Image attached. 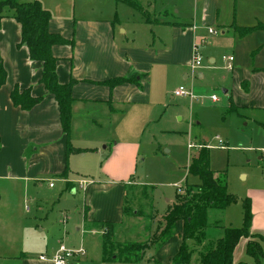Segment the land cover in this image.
<instances>
[{
  "label": "crops",
  "instance_id": "0c3cea01",
  "mask_svg": "<svg viewBox=\"0 0 264 264\" xmlns=\"http://www.w3.org/2000/svg\"><path fill=\"white\" fill-rule=\"evenodd\" d=\"M17 1L41 2L44 9L51 13L49 32L74 43L73 47L55 46L52 52L58 60L59 83L66 85L75 82L72 89L70 144L76 149L89 152L67 154L68 140L62 128L58 103L41 84L43 64L31 60L26 46L19 47L21 26L13 19L10 11L11 13L5 14L0 26V57L7 72V82L0 87V182L6 183L14 194L3 209L0 206V264H53L52 258L60 246L51 241L42 244L36 239L45 233L48 236L50 232L57 233L48 226L49 216L44 219L34 217L35 220H40L42 227L32 218L26 219L30 224L25 225L18 216L28 201H34L31 193L43 185L55 190L56 187L51 188L50 184L57 180L75 196L79 193L78 184L86 183L84 188L79 186L83 192V205L77 224L81 226L77 231L82 233L81 246L86 250V256L89 248L91 249V246L87 247L89 242L92 245L88 237L90 232L92 234L102 225H114V228L121 225L125 221L127 188L133 183L123 180V172L128 163L123 160L122 155L117 156L118 151L123 149L126 139H138L146 131V127L159 118L155 101L167 93V86L172 78L191 69L197 40L201 43L205 40L202 35L200 38V33L213 23H219L220 9L217 8L218 0H205L202 6L204 17L198 27L185 22L163 21L161 17L166 16L167 11H162L156 22L143 20L136 25L141 29H136L125 25L118 17L108 21L96 18L75 20L72 18L74 16H63L62 7L56 0ZM209 14L214 18L209 17ZM255 19L264 25V0H260V7H256ZM154 24L156 32L151 30ZM255 32L264 33V30ZM214 63V60H210L211 65ZM233 63H236L235 59ZM230 71L233 79L226 90L227 94H224L229 101L230 111L264 114V68H243L233 64ZM198 76L199 79H204L203 73L199 72ZM121 78L130 82L115 88L105 84ZM184 78L186 80L189 77L186 74ZM179 85L183 86L181 82ZM17 86L20 93L29 92L31 100L35 101L30 109H22L21 105L13 103L12 93ZM259 125L264 123L259 122ZM114 140L115 150L103 167L105 178L98 182L89 178L77 180V175L82 172L75 167L77 158L87 154L99 155L100 146ZM83 143H90L92 146H83ZM258 150L262 153L264 146ZM67 169L66 176L61 177ZM3 200L1 198L0 203ZM254 209L255 205L252 204V212ZM64 212L56 225L58 228L60 226L57 236L64 235L61 230L66 231L71 224L72 218L66 210ZM27 213L29 214V210ZM3 223L9 225H4L1 229ZM183 226V222L177 223L174 237L150 254L156 262L148 263L173 264L172 260L183 243ZM251 233L264 238V213L256 212V217L253 214ZM27 236L32 239L28 238L25 242ZM247 242L244 239L237 247L234 253L235 263L256 264L246 253ZM15 243L21 245L19 255L8 253L15 247ZM209 244L214 246L216 242ZM261 244L264 251V242ZM67 245V248L73 250L77 246ZM240 245L243 248L238 261L236 254ZM101 248L99 261L105 264L102 262L103 244ZM42 256L47 257V260H40ZM11 259L14 261H4ZM261 264H264V260Z\"/></svg>",
  "mask_w": 264,
  "mask_h": 264
},
{
  "label": "rangeland",
  "instance_id": "374dc122",
  "mask_svg": "<svg viewBox=\"0 0 264 264\" xmlns=\"http://www.w3.org/2000/svg\"><path fill=\"white\" fill-rule=\"evenodd\" d=\"M56 1L62 7L63 16H74L72 18L75 20L96 18L108 21L118 17L130 27H136L143 20L155 21L162 11H167V15L161 17L163 21L185 22L196 24L198 27L201 26L204 17L202 6L205 2V0H136L141 8L140 12L117 0ZM256 7H260V0H218L219 23H213L211 27H206L205 32L200 33V38L202 35L205 39L202 41L205 42L197 40L196 47L202 60L201 68L194 73L191 69L178 73L172 78L168 83L167 93L154 103L159 118L149 124L138 139L132 137L126 139L123 149L118 151L117 156L122 155L123 160L128 163L123 172V180L133 183L127 188L125 221L118 227L110 228L109 233L107 228H96L92 233L94 235L90 232L88 237L92 245L89 242L86 246L88 248L91 246V249L89 248L88 256L81 258L80 264H101L99 259L105 236L115 245L134 242L148 245L146 253L153 254L165 227L163 218L177 203L179 192L183 195L182 189L200 184L197 177L188 174V167L205 148L208 149L211 170L216 174L227 175L228 192L238 199V203L226 210L209 212L206 240L187 242L188 250L193 253L191 264H201V257L215 246L209 243L222 238L225 228L243 227V204L247 198L255 205L253 210L255 217L256 212L264 213V162L260 159L262 153L258 150L264 146V129L259 125V122L264 123L260 121L264 120V114L252 111L232 112L224 95L233 79L231 71L227 69L226 61L229 57H234L235 66L264 68V33L252 32L244 35L241 28H255L260 25L255 19ZM8 13L11 12L6 10L5 14ZM154 26L156 25H152L151 30L156 32ZM136 29L141 27L137 26ZM210 29L216 32V36L209 35ZM210 60H214L215 63L211 65ZM199 72L203 73L204 79H199ZM186 74L189 78L185 80ZM180 82L183 87L192 91L196 97L194 100L189 97L173 96ZM214 96L218 98L216 103L211 99ZM218 139L224 142L223 146H219ZM83 146L92 144L83 143ZM189 146L194 148L190 149ZM115 147V140L107 141L100 146L101 154H87L77 158L75 167L82 171L77 175V180L89 178L98 182L104 179L103 167ZM28 155L31 156V153ZM53 183L55 190L43 185L31 193L34 201H28L20 210L18 213L20 222L28 225L30 222H26V219L35 220V216L44 219L49 216L48 226L57 233L50 232L49 236L45 233L36 239L42 244L51 241L60 246V243H65L66 247L69 246L68 243L77 244L75 250H79L82 247V233L77 231L81 227L77 224L83 205V192L79 188L81 184H78L79 193L74 196L67 191V186L57 180ZM13 194L6 183L0 182V199L4 198L0 203L2 209ZM65 210L72 218L71 224L66 231L61 230L64 235L57 236L60 226L58 228L56 225ZM39 219L35 220L38 221L36 224L42 227ZM4 225L8 226L9 223H3L1 229ZM25 238L27 242L29 236ZM20 247V244L15 243V247L8 253L19 255ZM242 248L240 245L236 254L238 261ZM13 259L4 261L12 262ZM147 260L146 258L142 264H154L148 263Z\"/></svg>",
  "mask_w": 264,
  "mask_h": 264
},
{
  "label": "trees",
  "instance_id": "16d2710c",
  "mask_svg": "<svg viewBox=\"0 0 264 264\" xmlns=\"http://www.w3.org/2000/svg\"><path fill=\"white\" fill-rule=\"evenodd\" d=\"M137 11H141L136 0H117ZM12 12V17L21 26V46H26L32 61L43 64V74L41 84L55 97L59 109L63 131L68 140L67 154H81L89 152L74 148L69 141L72 124V89L75 82L62 85L58 81L57 64L58 60L53 56V47L61 45L74 46L73 41L64 39L61 35L49 32L51 13L44 9L39 1L31 3H19L17 0H0V26L1 21L6 17L5 11ZM264 30V25L255 28H242L244 35L252 32ZM7 82V72L0 57V87ZM124 78L115 79L105 83L115 88L121 84L128 83ZM13 103L21 105L22 109H30L34 100H31L29 92L20 93V88L15 87L12 93ZM234 110V107H233ZM264 128V125H262ZM68 169L62 174L65 177ZM188 174L197 177L199 185L187 186L183 195L179 192L177 203L169 210L163 218L165 227L161 232V239L158 240L156 250L162 248L170 241L176 231L178 222H183L182 245L179 253L172 260L173 264H191L192 252L188 250L187 242H196L206 239V229L208 227V212L214 210H226L238 203V199L228 192L227 175L216 174L210 168L208 149H202L195 157L189 167ZM180 189V191H182ZM243 227L240 229L226 228L224 236L219 239L214 248L205 256L201 257V264H246L235 263L234 253L242 240H248L246 253L249 257L261 264L264 260V251L261 242L264 238L261 235L251 233L253 223L252 200L247 198L243 204ZM114 225H102L100 228H113ZM110 236V235H109ZM148 245L142 243L113 244L111 239L104 237L102 262L105 264H142L146 258L147 262H156L154 257H149Z\"/></svg>",
  "mask_w": 264,
  "mask_h": 264
},
{
  "label": "built area",
  "instance_id": "2783aa9c",
  "mask_svg": "<svg viewBox=\"0 0 264 264\" xmlns=\"http://www.w3.org/2000/svg\"><path fill=\"white\" fill-rule=\"evenodd\" d=\"M209 33L214 34V35L216 34V32L212 30H210ZM233 61H234L233 57H229L226 61L227 67L229 70L233 68ZM201 66H202V60L198 53V47H195L193 50V57H192V63H191L192 72L193 73L196 72L197 70L201 68ZM174 96L178 98L189 97L193 100L196 98L194 94L192 93V91L187 90L183 86L179 87L178 90L175 91ZM211 99L214 103L218 101V98L216 96L212 97ZM218 144L219 146H223L224 142L218 139ZM189 148L192 149L194 147L189 146ZM261 160L264 162V151L262 152ZM85 186H86V183L82 182L81 187L84 188ZM50 187L53 188L54 183H51ZM84 256H86V250L83 247H81L79 250H73V249L67 248L65 245H60L56 255L52 258V262L53 264H77L79 263L81 258ZM40 260L46 261L47 257L42 256Z\"/></svg>",
  "mask_w": 264,
  "mask_h": 264
},
{
  "label": "water",
  "instance_id": "95a60500",
  "mask_svg": "<svg viewBox=\"0 0 264 264\" xmlns=\"http://www.w3.org/2000/svg\"><path fill=\"white\" fill-rule=\"evenodd\" d=\"M224 94H227V91L226 90L224 91ZM149 256H150V258L152 257L151 255H149Z\"/></svg>",
  "mask_w": 264,
  "mask_h": 264
}]
</instances>
